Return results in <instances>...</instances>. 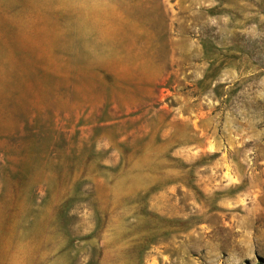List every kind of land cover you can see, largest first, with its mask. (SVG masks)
I'll return each instance as SVG.
<instances>
[{"label": "rangeland", "instance_id": "obj_1", "mask_svg": "<svg viewBox=\"0 0 264 264\" xmlns=\"http://www.w3.org/2000/svg\"><path fill=\"white\" fill-rule=\"evenodd\" d=\"M0 264H264V0H0Z\"/></svg>", "mask_w": 264, "mask_h": 264}]
</instances>
